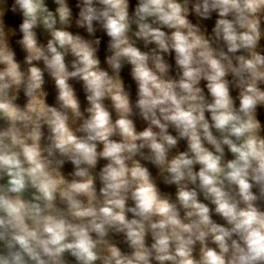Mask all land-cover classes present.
Segmentation results:
<instances>
[{
  "label": "clouds",
  "instance_id": "1",
  "mask_svg": "<svg viewBox=\"0 0 264 264\" xmlns=\"http://www.w3.org/2000/svg\"><path fill=\"white\" fill-rule=\"evenodd\" d=\"M0 264H264V0H0Z\"/></svg>",
  "mask_w": 264,
  "mask_h": 264
},
{
  "label": "rangeland",
  "instance_id": "2",
  "mask_svg": "<svg viewBox=\"0 0 264 264\" xmlns=\"http://www.w3.org/2000/svg\"><path fill=\"white\" fill-rule=\"evenodd\" d=\"M9 23L15 24V23H17V21L15 19H9ZM209 23H211V22H209ZM17 51H18V54H19V58L22 59V55L23 54L19 53V49L18 48H17ZM101 58L103 59V52H101ZM124 75L127 78V70H125ZM77 87H79V86L77 85ZM81 99L83 100V95L82 94H81ZM49 102H51V97H50V101Z\"/></svg>",
  "mask_w": 264,
  "mask_h": 264
}]
</instances>
